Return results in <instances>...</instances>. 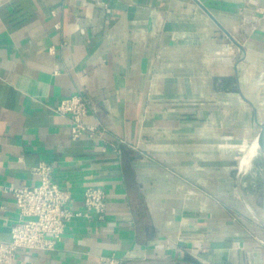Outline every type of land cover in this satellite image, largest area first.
Listing matches in <instances>:
<instances>
[{
	"label": "crops",
	"instance_id": "0c3cea01",
	"mask_svg": "<svg viewBox=\"0 0 264 264\" xmlns=\"http://www.w3.org/2000/svg\"><path fill=\"white\" fill-rule=\"evenodd\" d=\"M74 95L96 137L72 139L51 110ZM261 121L264 0H0V239L17 221L8 189L37 185L39 163L73 210L87 188L106 195L102 218L14 264H264L237 184Z\"/></svg>",
	"mask_w": 264,
	"mask_h": 264
},
{
	"label": "built area",
	"instance_id": "2783aa9c",
	"mask_svg": "<svg viewBox=\"0 0 264 264\" xmlns=\"http://www.w3.org/2000/svg\"><path fill=\"white\" fill-rule=\"evenodd\" d=\"M51 110L69 118L72 139L98 135L96 127L83 122L89 106L78 95L61 99ZM32 170L39 177L37 185L8 189L14 197L17 221L9 238L0 239V264H14L20 250L53 251L70 221L91 215L102 218L106 211V195L100 188H87L83 193V210H73L72 195L56 183L51 165L39 163ZM98 264H121V261L113 255H104Z\"/></svg>",
	"mask_w": 264,
	"mask_h": 264
},
{
	"label": "rangeland",
	"instance_id": "374dc122",
	"mask_svg": "<svg viewBox=\"0 0 264 264\" xmlns=\"http://www.w3.org/2000/svg\"><path fill=\"white\" fill-rule=\"evenodd\" d=\"M252 144L253 142L252 143L250 142L249 144L250 147L247 149V151L251 148ZM241 159H242V152L240 154L239 160L241 161ZM241 168H242V162H241ZM242 172L244 175H242L241 172L239 171V176H238L240 190L242 191L244 197L248 200V202L253 207L256 206L255 210L258 213H260L262 200L264 196V161L260 150L253 157L252 168L248 172H245L244 169H242Z\"/></svg>",
	"mask_w": 264,
	"mask_h": 264
},
{
	"label": "water",
	"instance_id": "95a60500",
	"mask_svg": "<svg viewBox=\"0 0 264 264\" xmlns=\"http://www.w3.org/2000/svg\"><path fill=\"white\" fill-rule=\"evenodd\" d=\"M199 6L204 10V12L210 17V19L220 28V30L226 35V37L232 42L234 43L240 50L243 51L242 46L235 40V38L233 37V35L231 33H229L227 30H225L217 21L216 19L207 11V9H205L200 3H198ZM257 125L259 127L258 133L257 135L253 138L256 140V143L258 145V149L261 152L263 161H264V121L261 122H257ZM250 139V140H253ZM239 171H240V166H239ZM239 171H238V175H237V184L239 187ZM241 172V171H240ZM239 189V188H238ZM240 191V189H239ZM240 195L242 197V200L244 201L245 205L248 207V209L250 210L252 216L254 217V219H256L258 221V223L264 227V196H263V200H262V205H261V214H259L254 208L253 206H251V204L248 202V200L244 197L242 191H240ZM257 216V217H256Z\"/></svg>",
	"mask_w": 264,
	"mask_h": 264
},
{
	"label": "bare ground",
	"instance_id": "6f19581e",
	"mask_svg": "<svg viewBox=\"0 0 264 264\" xmlns=\"http://www.w3.org/2000/svg\"><path fill=\"white\" fill-rule=\"evenodd\" d=\"M251 143L253 142L251 148L247 151V149L250 147L248 145V147L245 149V151L247 152H243L242 154V159L240 161V171H241V174H243L242 172V169H244L245 172H248L251 168H252V160H253V157L258 153L259 149H258V145L256 143V140L253 139L252 141H250ZM250 144V143H249ZM241 162H242V168H241ZM251 210V208H250ZM257 217V216H256Z\"/></svg>",
	"mask_w": 264,
	"mask_h": 264
}]
</instances>
